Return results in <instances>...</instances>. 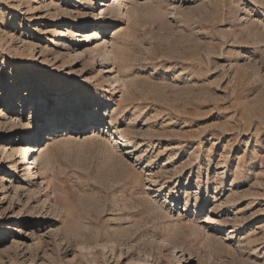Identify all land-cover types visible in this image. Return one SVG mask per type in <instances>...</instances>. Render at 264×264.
Wrapping results in <instances>:
<instances>
[{"label":"rangeland","instance_id":"374dc122","mask_svg":"<svg viewBox=\"0 0 264 264\" xmlns=\"http://www.w3.org/2000/svg\"><path fill=\"white\" fill-rule=\"evenodd\" d=\"M102 1L0 0V264H264V0Z\"/></svg>","mask_w":264,"mask_h":264},{"label":"bare ground","instance_id":"6f19581e","mask_svg":"<svg viewBox=\"0 0 264 264\" xmlns=\"http://www.w3.org/2000/svg\"><path fill=\"white\" fill-rule=\"evenodd\" d=\"M85 2H86V4L87 5H91V4H94V2H95V0H84ZM98 2L97 3H99V5L100 4H102V5H105V1H102V0H97ZM123 2H128V3H134L135 2V0H112V3H111V6L112 5H114L115 3L117 4L116 6L117 7H119V10H120V7H121V5H122V3ZM114 6L112 7V9L109 11V12H106V10H104V11H101L100 13H97V14H95V18L94 19H92V22H90V23H86V22H81L80 24H79V26H81L82 28L83 27H88L89 25H94V26H96V28L98 27V26H100V24L102 25L101 26V30L103 31V33L107 30L106 28H107V26L108 25H106V21H113V20H117V19H119L118 18V14H119V10H117L116 8H114ZM66 19H67V21H72V18L70 17V16H67L66 17ZM75 36L76 37H78V40L77 41H80V37H82L83 35L82 34H80V30H78L77 31V34H75ZM99 37H101V32H99L98 34H97V38H99ZM103 37L104 36H102V38L101 39H103ZM82 41V40H81ZM101 51H103V47H100L99 48ZM92 53H93V50L91 51ZM72 53V52H71ZM70 56H71V54H69ZM109 55V54H108ZM105 57V56H104ZM104 59V58H103ZM107 59V58H106ZM120 65H122V64H120ZM32 66H30V64H29V66H28V72L27 73H30L31 72V70H30V68H31ZM33 68V67H32ZM71 78V77H70ZM61 86H62V83L60 82V83H58V84H56V85H54V90L52 91V94L51 95H56L57 96V101H58V103H59V105L60 106H62L63 108H62V110L64 111V110H68L69 112V116H68V113H67V115L64 117V119H63V122L64 121H66V120H69V119H71V122H73V123H75V122H77V121H85L86 122V126H84V128H87V127H90V125L89 124H95L96 123V127H101L102 128V125H101V123H102V118H103V116L105 115L104 114V112L103 111H101V108H102V103L101 102H98L97 103V106H96V108L94 109V110H86V109H84V112H76V111H74V109H73V113L71 114V116H70V110L68 109V107L67 106H65V103H64V101L62 100V89H61ZM73 86H75L74 85V83H71L70 84V86L68 85L67 86V89L69 90V89H72V87ZM65 87V86H64ZM72 91V90H71ZM110 92H113L112 90H110ZM42 96H41V98H43V99H45V101L43 102V107H44V109L46 110V113H47V116H45L44 117V120L42 121V123L39 125V127H38V129H37V131H36V133H34V132H29V131H22V132H20V134L18 135L19 136V140H18V142L15 144V147L16 148H14V149H19L20 150V146H21V144H23V143H28L29 145H28V148H27V150L28 151H31L32 152V156H31V158H30V160H31V165L32 164H34L33 166H34V169L32 170V173H33V176L29 179V181L30 182H34V181H36V180H39L40 179V174H39V172H38V168H39V166L42 164L41 163V158L38 156V157H36V153L38 152V150H39V148L37 147V144H38V140H39V138H37V140H36V137L38 136V137H42L43 135H42V133L41 132H43L44 130H45V132L44 133H46V132H48L51 128L53 129L52 131L53 132H56V134L55 135H52V134H49V136H48V138H49V144H51V143H53L54 141V139H55V137H58L59 136V134H60V129H58L59 127H57V126H59V125H65L63 122H61V118L59 117V115L61 114L60 112H62L61 110H60V112L58 113V112H56V108H54V105H51L50 104V101L47 99L48 98V96H49V94H47V95H45V93H48V91H46V90H43L42 92ZM27 95H29V98H36L37 97V95H34V93L33 92H29ZM23 97H21V99H22ZM30 103H31V114H32V116H33V114L35 113V111H36V105H35V101H30ZM20 107V109H21V111H23V108H22V106H21V104H18ZM13 106V104L12 103H8L7 104V108H9V110H7V113L9 112L10 113V117H11V119L13 120V117H14V114H15V109L16 108H13L12 107ZM75 106L74 105H72V108H74ZM32 116H30V117H32ZM29 119H31V118H29ZM15 120H17V119H15ZM112 122H113V120L111 121V125H112ZM55 125H57V126H55ZM16 128H18L19 130L22 128V127H20V126H17ZM117 128V127H116ZM14 128L13 127H10L9 128V130H13ZM66 129V128H65ZM64 129V130H65ZM97 129V128H96ZM11 136V135H10ZM9 136V137H10ZM1 139V138H0ZM14 151H16V150H14ZM44 152V151H43ZM45 153V152H44ZM43 153V154H44ZM15 154V153H14ZM46 154V153H45ZM40 155H42V154H40ZM48 158H49V156H48ZM26 159L27 158H25L24 159V164H26L27 163V161H26ZM45 160V162L44 161H42V162H44V166H48V164H49V162H50V159H48L47 160V158L46 159H44ZM18 163H19V161L17 160L16 162H15V164L16 165H18ZM42 167V166H41ZM17 169V168H16ZM22 169V168H21ZM45 169H46V167H45ZM48 169V168H47ZM7 181V182H10V183H12L11 182V177H8V178H5L4 179V181ZM2 183V185L4 186V182H1ZM18 187L19 186H14V189H18ZM174 197H178L176 194L174 195ZM188 206H189V204H187L186 205V208H188ZM194 208H196V209H198V206H195ZM205 218H208V219H210V217H205ZM210 221H212V220H210ZM209 221V222H210ZM214 221H216V220H214ZM203 223H208L207 221L206 222H203ZM189 224V223H188ZM221 224L222 225H224V222H222L221 221ZM180 225H182V224H180ZM197 226V225H196ZM183 227H189V228H191V231H193L192 233H194L196 236H199V233H200V236H202L203 237V240L205 239V240H208V241H210L211 240V236H209V234L208 233H206V234H208V235H204L205 234V228L204 229H202V230H200V229H198V228H196V229H198L197 231H196V229H195V227H194V225L192 224V225H182V228ZM205 227V226H204ZM179 228V227H178ZM186 229V228H185ZM181 230H183V229H181ZM237 231V229L235 228V227H232L231 228V232H236ZM175 248H177L178 246L177 245H175L174 246ZM177 250V249H176ZM178 251H180V250H178Z\"/></svg>","mask_w":264,"mask_h":264}]
</instances>
